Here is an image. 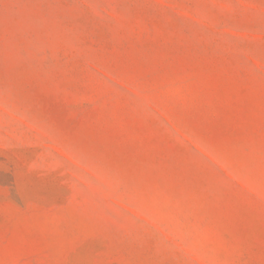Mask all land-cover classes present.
Returning <instances> with one entry per match:
<instances>
[{"label":"rangeland","instance_id":"rangeland-1","mask_svg":"<svg viewBox=\"0 0 264 264\" xmlns=\"http://www.w3.org/2000/svg\"><path fill=\"white\" fill-rule=\"evenodd\" d=\"M0 264H264V0H0Z\"/></svg>","mask_w":264,"mask_h":264}]
</instances>
